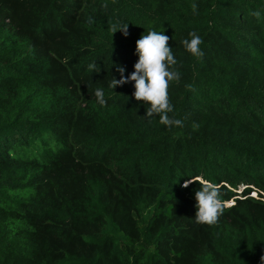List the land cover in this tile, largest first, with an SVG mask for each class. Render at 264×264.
Masks as SVG:
<instances>
[{
    "label": "trees",
    "instance_id": "obj_1",
    "mask_svg": "<svg viewBox=\"0 0 264 264\" xmlns=\"http://www.w3.org/2000/svg\"><path fill=\"white\" fill-rule=\"evenodd\" d=\"M149 30L170 37L181 79L169 115L182 127L146 118L134 82L109 87L116 65L134 71ZM193 31L199 58L182 44ZM191 177L219 186L217 223L195 222ZM261 256L264 0H0V264Z\"/></svg>",
    "mask_w": 264,
    "mask_h": 264
},
{
    "label": "clouds",
    "instance_id": "obj_2",
    "mask_svg": "<svg viewBox=\"0 0 264 264\" xmlns=\"http://www.w3.org/2000/svg\"><path fill=\"white\" fill-rule=\"evenodd\" d=\"M194 13L197 12L198 5H191ZM257 20L261 18V11L255 10L249 13ZM93 18H88L91 24ZM129 24H111L110 31L115 34L118 30L123 32L127 37L129 35ZM191 39H184L182 44L184 48L193 56L199 58L204 55L201 50L203 38L193 31L189 33ZM170 37L163 34V31L149 30L147 35L142 34L136 41V54L138 61L134 64V71L129 75H125L126 68L123 65H116V71L120 73V78L113 79L109 83V87L116 89L117 85H124L134 82L135 91L132 94L135 99L143 104L148 105L146 108V118L159 117V123L165 126L182 127L183 121L171 117L169 113L174 111V107L169 98V87L171 82H179L181 79L180 72L175 68L177 60L173 54L172 47L169 45ZM96 72L100 69L95 64L89 66ZM191 89V85L187 86ZM95 97L100 105H106L104 91L96 88ZM193 128H198L197 124H193ZM199 183L200 187L195 192L196 212L195 222L198 224L213 225L218 222V218L223 214L226 203L220 199L219 186L211 181L202 178H192L185 180L183 187H188L191 183ZM264 262V256H261Z\"/></svg>",
    "mask_w": 264,
    "mask_h": 264
},
{
    "label": "rangeland",
    "instance_id": "obj_3",
    "mask_svg": "<svg viewBox=\"0 0 264 264\" xmlns=\"http://www.w3.org/2000/svg\"><path fill=\"white\" fill-rule=\"evenodd\" d=\"M240 189H242V187H241ZM239 191H240V190H239Z\"/></svg>",
    "mask_w": 264,
    "mask_h": 264
}]
</instances>
